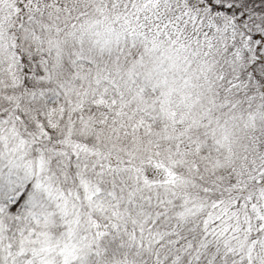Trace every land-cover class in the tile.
<instances>
[{"label": "snow or ice", "instance_id": "1", "mask_svg": "<svg viewBox=\"0 0 264 264\" xmlns=\"http://www.w3.org/2000/svg\"><path fill=\"white\" fill-rule=\"evenodd\" d=\"M0 264H264V0H0Z\"/></svg>", "mask_w": 264, "mask_h": 264}]
</instances>
